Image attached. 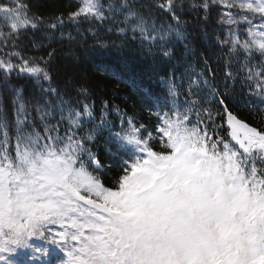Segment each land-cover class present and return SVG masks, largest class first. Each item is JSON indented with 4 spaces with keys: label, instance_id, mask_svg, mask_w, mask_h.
Here are the masks:
<instances>
[{
    "label": "snow or ice",
    "instance_id": "snow-or-ice-1",
    "mask_svg": "<svg viewBox=\"0 0 264 264\" xmlns=\"http://www.w3.org/2000/svg\"><path fill=\"white\" fill-rule=\"evenodd\" d=\"M213 10L215 68L186 19L207 38ZM105 23L175 61L163 98L142 90L155 105L152 131L107 100L96 113L84 84L55 83L54 48H21L28 32L42 33L31 40L38 52L66 25ZM237 88L264 125V0H76L47 17L26 0L0 2V264H264V126L228 109ZM217 97L230 140L207 106ZM98 138L118 161L112 186Z\"/></svg>",
    "mask_w": 264,
    "mask_h": 264
},
{
    "label": "trees",
    "instance_id": "trees-1",
    "mask_svg": "<svg viewBox=\"0 0 264 264\" xmlns=\"http://www.w3.org/2000/svg\"><path fill=\"white\" fill-rule=\"evenodd\" d=\"M5 2L6 0H0ZM31 6V12L47 17L53 14L67 13L75 8L76 0H26ZM213 22L208 26L209 36L205 38L201 33V25L196 23L192 16L186 17L190 21L188 27V36L194 50L198 54H203L210 59L212 67L217 66L214 37L211 35L212 28L216 27V12L213 10ZM92 27V31L89 28ZM109 23L90 26L82 24L77 29L75 26L66 25L64 29V38L61 40L60 34L49 43L45 41V47L38 52L32 48L31 40L35 37L39 40L42 37L41 32L33 34L28 32L21 36V48L26 55H45L54 48L52 60L54 82L63 86L71 80L75 84L86 85L95 100V111L99 113L101 100H107L110 105L118 106L127 113V117H134L138 122L147 125L148 131L154 130L157 118L154 115L155 105L143 93L147 89L151 96L163 98L166 95V83L168 74L171 71L175 61L168 62L161 58L159 54H148L142 51L140 46L128 38L125 40L115 30L109 31ZM74 37V40H68V34ZM107 44V48H99L98 43ZM182 50V46L178 51ZM177 71V76H179ZM16 81V77H13ZM20 83H24L20 81ZM32 88L29 85L25 95L31 94ZM74 94V93H73ZM220 97L212 99L207 106L215 112L219 110L221 115L216 117V131L225 139L230 140L226 122V113L224 105L219 104ZM228 109L235 113L240 119L253 126H264L259 124L253 109L255 105H249L246 96H242L239 89L233 95L224 97ZM180 103H183V96L180 97ZM11 113V103L8 102ZM109 120L116 128L121 126V120L115 111H111ZM126 127V123L124 124ZM107 133H105V136ZM234 143V142H233ZM105 139L98 138L93 145V151L100 154L102 160L113 161L111 165L105 164L104 171L100 173L105 184L112 186V178L119 175V169L115 166L118 161L109 156L105 151Z\"/></svg>",
    "mask_w": 264,
    "mask_h": 264
},
{
    "label": "rangeland",
    "instance_id": "rangeland-1",
    "mask_svg": "<svg viewBox=\"0 0 264 264\" xmlns=\"http://www.w3.org/2000/svg\"><path fill=\"white\" fill-rule=\"evenodd\" d=\"M0 2H2V1H0ZM4 3H7V0Z\"/></svg>",
    "mask_w": 264,
    "mask_h": 264
}]
</instances>
